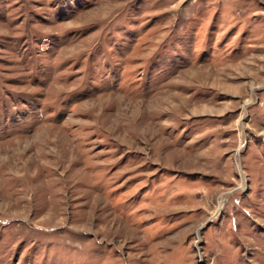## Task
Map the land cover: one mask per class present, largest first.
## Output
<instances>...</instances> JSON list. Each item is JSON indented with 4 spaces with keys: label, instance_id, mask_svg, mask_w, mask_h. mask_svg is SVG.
I'll return each instance as SVG.
<instances>
[{
    "label": "rangeland",
    "instance_id": "obj_1",
    "mask_svg": "<svg viewBox=\"0 0 264 264\" xmlns=\"http://www.w3.org/2000/svg\"><path fill=\"white\" fill-rule=\"evenodd\" d=\"M0 264H264V0H0Z\"/></svg>",
    "mask_w": 264,
    "mask_h": 264
}]
</instances>
